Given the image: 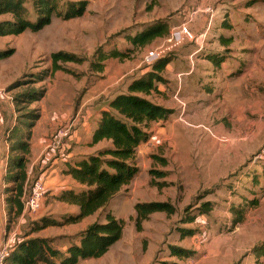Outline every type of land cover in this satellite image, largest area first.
<instances>
[{"label": "rangeland", "instance_id": "1", "mask_svg": "<svg viewBox=\"0 0 264 264\" xmlns=\"http://www.w3.org/2000/svg\"><path fill=\"white\" fill-rule=\"evenodd\" d=\"M21 1L25 7L23 18L32 23L39 21L47 8L54 10L50 24L40 31L0 36V106L7 122L6 140L20 119L29 121L27 113L39 115L44 125H50V140L61 124L76 118L74 134L83 122L95 117L93 107L98 111L108 108L111 98L125 93L134 78L154 71L155 65L144 63L145 56L152 50L168 48L171 32L187 20H191L193 36L206 33L204 43L184 41L167 50L162 59L184 45L192 46L195 53H208L212 70L224 69L220 73L229 82L223 96L230 97L228 104L234 101L236 79L238 90L251 93L248 99L229 105V118L222 121L220 132L214 130L208 116L193 120L185 116V123L178 120L179 115L173 117L177 127L189 129L183 135L190 145L192 140L197 141L196 135L198 143L205 144L203 152H189L186 162L179 158L177 164L180 169L181 165H191V170H204L199 182L194 177L186 178L189 181L185 184L173 181L176 175L166 172L168 161L163 166L153 158L171 153L169 145L162 143L158 149L152 143L153 146L139 149V175L107 209L124 222L122 239L103 257L79 264H264V0ZM195 10L199 11L191 19ZM15 25L12 14L0 15V30ZM158 25H167L168 34L146 47H136L128 40V36ZM115 49L126 54V58H111L101 66L102 54ZM58 53L73 55L80 62H59L62 69L54 71L52 55ZM209 89L211 86L206 85L204 90ZM32 95L40 98L29 102ZM17 99L21 101L19 106ZM175 99L179 111V101L186 104L189 115L192 110L187 111V103L179 95ZM201 100L208 101L207 97ZM242 119H247V129L251 123L249 130L243 128ZM220 138L228 142L222 143ZM151 171L164 172L166 176L158 178ZM35 180L36 176H32L31 186ZM0 190L6 197L4 179ZM154 201L171 203L176 213L152 214L139 231L135 205ZM205 209L210 211L206 213ZM71 211L70 205L47 196L38 213L26 212L25 224L11 222V233H19L9 246L13 250L21 242L18 239L23 241L32 235L47 239L52 248L65 254L89 226L104 218L103 213H98L82 222L67 224ZM44 221L53 224L42 229ZM183 229L192 235L183 238ZM174 249L186 251V258L173 255Z\"/></svg>", "mask_w": 264, "mask_h": 264}, {"label": "trees", "instance_id": "2", "mask_svg": "<svg viewBox=\"0 0 264 264\" xmlns=\"http://www.w3.org/2000/svg\"><path fill=\"white\" fill-rule=\"evenodd\" d=\"M24 10L25 7L21 0H0V15L12 14L16 20L14 27L0 30V36L20 35L27 30L40 31L50 24L54 9L47 8L43 17L36 23L23 18ZM77 14L80 15L81 11ZM168 32L167 25H158L134 36H128V40L134 46L143 48L156 39L166 36ZM111 58L122 60L126 58V54L116 49L109 53H103L100 58V65L102 66V62ZM52 59L54 71L62 69L59 62H80L79 59L69 54H54ZM168 63V59H163L155 64L154 71L133 80L127 87V91L112 99L108 104V109L101 112L91 145L105 141L109 142L110 146L105 147L98 155L92 156L88 160L67 165L65 174L71 176L84 187L80 192L69 190L58 197L60 202L79 208L77 214L68 218L67 224L82 222L98 213L104 214L103 220H98L89 226L79 236L78 243L70 244L65 254L52 248L47 239L30 238L13 247L6 264H79L83 260L103 257L122 239L124 222L117 218L112 210L107 209L118 194L139 175L140 169L136 164L138 150L142 144L149 141L152 125L167 120L173 113L172 110L148 99L154 94H160L158 84L165 83L161 73ZM24 96H29V94ZM32 96L29 101L32 103L40 98L38 95ZM20 102L18 99L15 100L17 106L20 105ZM16 110L20 114V108L18 107ZM25 115L28 116L29 121H26L25 117L20 119L16 127L11 129L7 139L10 156L5 176V201L11 222L22 215L24 200L31 189L28 165L32 129L40 116L35 113ZM17 127L18 129H16ZM153 158L158 159L163 166L167 165L166 159L162 157ZM150 173L158 178L166 176L164 172L151 171ZM208 206L209 204H204V207ZM135 211L139 231L142 223L147 221L152 214L165 213L167 216H173L176 213V209L171 203L157 201L137 203ZM209 211L210 209L204 210L206 213ZM51 224L53 223L44 221L40 228H47ZM191 235L190 230H182L181 236L183 238ZM172 254L181 259L187 256L186 251L177 249H174Z\"/></svg>", "mask_w": 264, "mask_h": 264}, {"label": "crops", "instance_id": "3", "mask_svg": "<svg viewBox=\"0 0 264 264\" xmlns=\"http://www.w3.org/2000/svg\"><path fill=\"white\" fill-rule=\"evenodd\" d=\"M200 26L203 27L202 21H200ZM183 47L180 48L181 50L178 49L166 58L169 60V63L161 73L165 83L158 84L160 94H154L148 97L153 103L172 110L173 113L167 118V120L152 125L149 141L142 144L139 149L142 147H150L149 145L152 143H154L158 149L162 147V143H165V146L169 145L172 149L171 153H166L163 156L169 163L166 172H172L176 175V178L172 179L173 181H181L185 184V181H189L185 179L190 177L196 178L197 180L195 181L199 182V179L203 175L202 171L204 170H199L198 168L191 170V165H181L180 167L182 168L180 169L178 167L179 165L177 166L178 159L181 158L182 161L185 160L186 162V157L189 156V152H203L205 144L200 145L198 143V136L196 135L194 136V139L197 141L192 140V144L190 145V141H187V137L183 135V132L189 129H183L176 126L177 120H175L176 118L173 119V117L180 114V107L175 96L179 95V97L187 103V111L192 110L189 115L186 113L188 119L193 120L196 117L208 116L213 124L214 130L220 132L222 121L229 118V105H233L234 101L240 99H248L251 97V93H247L243 88L238 90L239 85L237 84L236 79L235 96L233 99L231 98L234 101L231 102V104H228L226 101L229 100L230 97L223 98V96L228 92L227 87L229 82L226 79V75L220 73V71L224 69L221 68L216 71L212 70L213 67L207 58L208 53L206 56H203L201 53H195V51H192V46ZM172 56L175 58L169 59ZM221 66H223V64ZM145 74L146 72L141 73L139 77L134 78V80L141 78ZM206 85L211 86V89L204 90ZM116 96L112 97L111 100ZM153 97H156V99L153 100ZM204 97H207V102L201 100ZM2 99L3 97L0 95V104L2 103ZM224 103L225 105H223ZM3 109L4 108L0 106V185L3 182V179L4 184L6 185L5 176L10 155L9 144L5 139L4 134L7 122L5 121ZM107 109L108 108L105 107L98 111L93 107L95 117H93L90 122H83L81 126H79L77 132H74V134L67 138L64 145L58 150L49 149V138L51 136L49 137L48 130L50 125H44L42 117L39 119L38 124L35 125L32 132L33 138L31 139L28 175L30 180L32 176H36L37 180L40 179L44 182L48 191V198L51 196L58 198L64 192L69 190H74L76 192L83 190L84 187L77 183L71 176L65 174V170L67 169L68 164L73 165L77 162L88 160L90 157L98 155V153L105 148V145L107 147L110 146V143L105 141L96 145H91L92 136L98 126L100 114ZM90 111H92L91 108ZM90 116L92 115L89 113V117ZM242 116L243 114L241 117ZM242 120L243 128L245 129L248 121L247 119ZM250 126L251 123L248 126V129L246 128L245 130H249ZM44 129L46 131H44ZM8 136L9 135H7V137ZM153 140H155V142H152ZM154 144H152V146ZM193 145L194 148L192 147ZM195 161H198V159L193 160V162ZM170 165H175L177 169H174V167H171ZM5 199L6 197L2 190H0V247L3 245H10L11 242H14L19 233L17 230H15L14 234L11 233V221ZM70 206L73 207V211H71L72 215L77 214L79 208L74 205ZM25 217L26 212L23 211L22 215L15 220L17 221L18 226L26 223ZM29 238H32V235L26 236L24 240ZM18 240L22 241L21 239Z\"/></svg>", "mask_w": 264, "mask_h": 264}, {"label": "built area", "instance_id": "4", "mask_svg": "<svg viewBox=\"0 0 264 264\" xmlns=\"http://www.w3.org/2000/svg\"><path fill=\"white\" fill-rule=\"evenodd\" d=\"M198 11L199 10H195L193 12V14L191 15V19L193 16L197 14ZM206 12L208 14L211 13L209 9L206 10ZM190 21L191 20H187L186 22L182 23L180 26H178L176 29H174L171 32L170 38L168 39L169 42L168 48H161L162 50L157 49L155 51L152 50L148 52L144 58V63L149 67H153L157 61L164 58L165 56L163 55L164 53L169 52L167 50H170L173 47H177L181 45L184 41L195 42L198 45H200L201 43L203 44L206 33L196 37L193 36L189 28ZM211 23L212 20H210L209 24ZM179 102H180L181 110L178 120L185 123L184 117L186 116V104L181 100ZM75 122H76V118H72L71 120L59 126L57 132L50 140L49 143L50 150L61 149V147L64 145L65 140L71 136L72 131L75 128ZM226 140L227 139L225 138L219 139V141L222 143L228 142ZM5 186L6 185L4 184V187ZM47 193L48 191L46 189L44 182L40 179L35 180L32 183L29 195L24 200V211L27 212L28 215H33L38 213L43 208L45 200L47 199ZM11 251L12 248L9 245H3L0 247V264H6V261Z\"/></svg>", "mask_w": 264, "mask_h": 264}]
</instances>
